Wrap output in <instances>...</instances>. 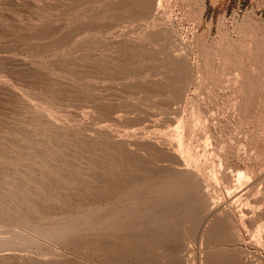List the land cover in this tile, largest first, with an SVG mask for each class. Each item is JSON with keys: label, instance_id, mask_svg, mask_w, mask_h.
Here are the masks:
<instances>
[{"label": "rangeland", "instance_id": "obj_1", "mask_svg": "<svg viewBox=\"0 0 264 264\" xmlns=\"http://www.w3.org/2000/svg\"><path fill=\"white\" fill-rule=\"evenodd\" d=\"M263 48L264 0H0V257H10L0 264H121L135 243L151 245L141 224L132 248L85 249L88 238L125 230L82 227L163 199L185 180L138 144L153 138L170 149L164 164L173 168V150L201 180L214 209L239 218L249 208L240 242L224 250L234 264L243 254L264 264ZM250 184L248 205L233 199ZM193 230H181L193 239L186 264H205L213 247ZM153 255L142 263L156 264Z\"/></svg>", "mask_w": 264, "mask_h": 264}, {"label": "bare ground", "instance_id": "obj_2", "mask_svg": "<svg viewBox=\"0 0 264 264\" xmlns=\"http://www.w3.org/2000/svg\"><path fill=\"white\" fill-rule=\"evenodd\" d=\"M147 1V0H146ZM156 1V0H155ZM143 2V1H141ZM153 5V1L151 3ZM159 4V3H158ZM156 5V4H155ZM159 6V5H158ZM154 7V5H153ZM139 8V7H138ZM145 8V7H144ZM80 9V8H79ZM141 9V8H140ZM138 11V10H137ZM142 13V12H140ZM145 13V12H144ZM150 15V14H149ZM107 16V15H106ZM142 16V15H141ZM115 17V16H114ZM125 17V16H124ZM98 19V18H97ZM158 19V18H157ZM84 21V20H83ZM112 22V21H111ZM118 22V21H117ZM80 24V23H79ZM91 28V27H90ZM89 28V29H90ZM87 29V28H86ZM93 29V28H92ZM158 29V28H157ZM54 30V29H53ZM88 30V29H87ZM98 31V30H97ZM166 31V30H165ZM87 32V31H86ZM176 33V32H175ZM95 34V33H94ZM42 35V34H41ZM67 35V34H66ZM158 35V34H157ZM89 36V35H88ZM117 36V35H116ZM155 36V35H154ZM168 36V35H167ZM166 36V37H167ZM172 37V36H171ZM161 38V37H160ZM107 39V38H106ZM115 39V38H114ZM172 39V38H171ZM94 40V39H93ZM163 40H166V39H163L162 38V41ZM174 40V39H173ZM172 40V41H173ZM242 40V39H241ZM54 41V40H53ZM113 41V40H112ZM121 41V40H120ZM168 41V40H167ZM166 41V42H167ZM161 42V41H160ZM182 42V41H181ZM180 42V43H181ZM105 43V42H104ZM129 43V42H127ZM258 43V42H257ZM144 44V43H142ZM175 44V43H174ZM98 45V44H97ZM137 45V44H136ZM166 45V44H165ZM165 45H164V48H165ZM157 46V45H156ZM168 46V45H167ZM172 46V45H171ZM176 46V45H175ZM178 46V45H177ZM182 46V45H181ZM174 47V46H172ZM256 47V46H255ZM126 48V47H125ZM152 48V47H151ZM174 48H177V47H174ZM157 49V48H156ZM169 49V48H168ZM126 50V49H125ZM139 50V49H138ZM179 50V49H178ZM264 50V48H263ZM135 51V50H134ZM149 52V51H148ZM151 52V51H150ZM175 52V51H174ZM253 52V51H251ZM262 52V51H261ZM85 53V52H84ZM123 53V51H122ZM173 53V52H172ZM254 53V52H253ZM42 54V53H41ZM95 54V53H94ZM143 54V53H142ZM156 54V53H155ZM176 54V53H175ZM230 54V53H229ZM252 54V53H250ZM262 54V53H261ZM264 54V52H263ZM174 55V54H172ZM3 56V55H2ZM117 56V55H116ZM151 56V55H150ZM175 56V57H174ZM173 56V59L178 56V55H174ZM182 56V55H181ZM263 56V55H261ZM180 57V56H179ZM178 57V58H179ZM187 57V56H186ZM185 57V58H186ZM183 58V59H182ZM4 59V58H3ZM19 59V58H18ZM96 59V58H95ZM263 59V58H262ZM5 60V59H4ZM22 60V59H21ZM184 60V57L182 56L180 58V62L183 64ZM3 61V60H2ZM16 61V60H15ZM26 60H24L25 62ZM35 61V60H34ZM179 61V60H178ZM178 61H174L175 64H179L181 65L180 63H178ZM261 61H264V60H261ZM18 62V61H17ZM33 62V61H32ZM96 62V61H95ZM186 62V61H185ZM173 63V62H172ZM171 63V64H172ZM187 63V62H186ZM186 63H184L183 65L186 66ZM20 64L22 65L23 63H21L20 61ZM27 64V63H26ZM26 64L22 65L25 66ZM100 64V63H99ZM174 64V65H175ZM18 65V64H17ZM30 66V64H28ZM97 65V64H96ZM176 65V66H177ZM182 65V66H183ZM91 66V65H90ZM94 67V66H93ZM175 67V66H174ZM184 67V66H183ZM183 67H177L179 68V70L182 71L181 72H184V68ZM187 67V66H186ZM28 68V67H26ZM31 68V66H30ZM182 68V69H181ZM21 69V68H20ZM104 69V68H103ZM125 69V68H124ZM172 69L173 66H172ZM171 69V70H172ZM176 69V68H175ZM186 69V68H185ZM22 70V69H21ZM24 70V69H23ZM32 70V69H31ZM87 70V69H86ZM130 70V69H129ZM178 70V69H176ZM193 70V69H192ZM89 71V70H88ZM87 71V72H88ZM94 71V70H93ZM105 71V70H104ZM179 71V72H180ZM188 71V70H186ZM85 72V71H84ZM176 72V71H175ZM30 73V72H29ZM34 73V72H33ZM37 73V72H36ZM174 73V72H173ZM177 73V72H176ZM175 73V75L173 76H176L177 74ZM47 74V73H46ZM185 72H184V76H185ZM43 75V74H42ZM48 75V74H47ZM88 75V74H87ZM182 75V74H181ZM236 75V74H235ZM82 76V75H81ZM184 76H181V77H184ZM246 74H244V78H245ZM250 76V75H249ZM145 77V76H144ZM178 78L180 77L177 76ZM228 77V76H227ZM31 78V77H30ZM178 78L175 79L178 80ZM226 78V77H225ZM230 78V77H229ZM147 79V78H146ZM181 80H183V78H180ZM228 79V78H227ZM56 80V79H55ZM89 80V79H88ZM180 80V81H181ZM93 81V80H92ZM179 81V82H180ZM186 81V80H185ZM226 81V80H225ZM228 81V80H227ZM230 81V80H229ZM236 81V80H235ZM61 82V81H60ZM183 82V81H181ZM218 83V82H216ZM232 83V82H231ZM239 83H241L239 81ZM248 83V82H247ZM86 84V83H85ZM235 84V82H234ZM233 84V85H234ZM237 84V83H236ZM89 85V84H88ZM219 85V84H218ZM226 85V84H225ZM224 85V86H225ZM229 85V84H227ZM231 85V84H230ZM242 85V83H241ZM229 88V87H228ZM239 88V87H238ZM237 88V89H238ZM247 88V87H246ZM229 90V89H228ZM13 91V90H12ZM92 91V90H91ZM246 91V90H245ZM240 92V91H239ZM242 92V91H241ZM20 93V92H19ZM246 93V92H243V94ZM248 93V92H247ZM246 93V95H247ZM237 95L238 92H237ZM242 95V93H241ZM240 95V96H241ZM23 96V95H22ZM238 96V97H240ZM244 96V95H243ZM242 96V97H243ZM32 97V96H31ZM236 97V96H235ZM240 97V98H242ZM22 98V97H21ZM245 98H248V95L245 97ZM244 98V99H245ZM242 99V101L244 100ZM245 99L247 101H251L250 99ZM235 100V99H234ZM233 100V101H234ZM238 101H240L238 98L236 99ZM237 101L238 104H240L239 102ZM240 101V102H242ZM235 102V101H234ZM248 102V103H249ZM262 102V101H261ZM235 103L234 106L237 104ZM243 103V102H242ZM241 103V104H242ZM251 103V102H250ZM263 103V102H262ZM233 103H231L232 105ZM238 105V106H241ZM243 105V104H242ZM245 106L247 109H248V104L247 102L245 103ZM233 106V107H234ZM238 106L236 105V107L238 108ZM236 107H234L235 109H237ZM244 107V106H243ZM243 107L241 106V111L244 110V113L245 111H248V110H245L243 109ZM244 107V108H245ZM166 108V107H165ZM232 108V107H230ZM234 108L231 110L233 112L234 111ZM239 109V108H238ZM230 111V112H231ZM240 111V110H239ZM238 111V112H239ZM240 111V112H241ZM237 112V110H236ZM237 112V113H238ZM243 113V112H242ZM225 114V113H224ZM231 114V113H230ZM233 114V113H232ZM241 113L238 114V116L240 115ZM237 115V114H235ZM246 115V114H245ZM156 117V115H150V117ZM241 117H243V115H240ZM115 117V115H114ZM149 117V118H150ZM153 117V118H154ZM116 118V117H115ZM119 118V117H117ZM169 118V117H168ZM171 118V117H170ZM169 118V119H170ZM168 119V121H169ZM112 120L113 117H112ZM119 120V119H118ZM118 120H116L115 122H117ZM151 120V119H150ZM150 122H153V119L150 121ZM149 123V122H148ZM155 121L153 122L151 128L155 127L156 125H154ZM168 123V122H167ZM156 124H157V120H156ZM154 139V138H153ZM147 140V141H142V142H139L138 141V144L140 145H146V146H149L148 148H151V149H154L155 151H160L162 153V156L164 159H161L160 162H162L163 166L165 169H167L168 171L172 172V173H176V174H181V175H184L185 176V180L179 185V187L175 190V191H172L169 195L165 196L163 199H159V200H155V201H150L149 204H147L146 206L144 207H141V208H138V209H135L132 211V212H129V213H126V214H122V215H118V216H114L112 218H109L105 221H102L100 223H96L94 221H87L84 225H83V230L85 232H91L95 229L96 225H99V226H102L104 228H119V229H122V230H125V234H123V236H121L119 239L117 237H108V239L106 238H102L101 240H98L97 243H93L91 241L90 238L86 239L83 241V246L85 247V249H91L93 247H95L97 250H102L103 248H112L114 245V247H116V245L118 244H115L117 243V241H119L120 244H122L123 246H126V248L128 246L131 247V244L135 241H139L140 240V237L141 235L143 234L142 233V230L147 227V230L148 233L149 231L151 232V236H153L152 238L154 239L153 243L150 244V242L148 243H145L144 245H137V243H135L134 247L132 248V250H130V248L128 249L129 251V254L123 258H120V263L121 264H141L142 261L144 260L145 262H147L146 260L148 261H152L154 262L153 260H155L153 258V254L154 253H157V256H158V260L156 262V264H186V260H187V254H188V257H190L189 253L188 252V248L190 247L191 248V245H189V240H188V246L187 243H185V241L187 240V238H184L186 236H183V228L184 227H187V228H190V229H193L195 228L196 231L193 230V232H196V235H199L200 236V239L206 237V240L207 242V245L209 244L210 246L212 245L213 249L212 250H209V251H206L207 254L205 252H203L204 254H206L207 256H204V258L206 257L205 259V264H232L233 261L235 263L236 260H238L239 262V259H236V260H233L231 261V259H227V256H228V253L229 251H231V249H228L226 248V252L224 250L225 248V245H228V247H230V244L231 243H236L237 240L240 238L238 234L239 232V229L242 228V224L243 226H245L244 223H242L243 221H241V219L243 220L244 218L248 217V214L250 212L249 208L248 210H244L238 214V215H241L239 216V218H236V215H234L233 211L227 209H220V208H217V209H214L212 207V201L210 199V197H208L207 194H205V191L202 187V183L201 180H199L198 178L195 177V174L193 171H190L189 169L183 167V164L182 162H180V158L179 156L174 153V151L172 150L171 153H169L168 155H170V157L172 158V162L174 164V166H172L173 168H170L168 164H164L166 163V157H165V152H166V149L167 147L161 142L159 141L158 139H155V140ZM261 139H264L263 136L261 137ZM169 149V148H168ZM167 149V150H168ZM162 150V151H161ZM170 150V149H169ZM17 151V150H16ZM170 152V151H169ZM167 153V152H166ZM24 156V155H23ZM6 157V156H5ZM170 158V159H171ZM168 161V159H167ZM170 161V160H169ZM227 174V173H226ZM225 174V175H226ZM227 176V175H226ZM229 176V175H228ZM239 176V175H238ZM237 176V177H238ZM225 178V176H224ZM227 178V177H226ZM225 178V179H226ZM229 178V177H228ZM227 178V179H228ZM226 179V180H227ZM239 179H240V176H239ZM233 180V179H232ZM238 180V179H237ZM234 182H237V181H234ZM236 184V183H235ZM251 185V184H250ZM246 186L244 188H242L238 193L235 194V196L233 197V199H236V201H239L237 199H242L244 196H246V201L245 203H247V205L249 204L248 201H247V193H249L250 189L252 188L253 189V186ZM256 187V186H255ZM251 189V190H252ZM256 189V188H255ZM255 191V190H253ZM252 192V191H251ZM251 194V193H250ZM249 194V195H250ZM248 195V196H249ZM252 195H253V192H252ZM253 198V196L250 195L249 198ZM251 198V199H252ZM245 199V198H244ZM250 199V200H251ZM255 199V198H254ZM257 200V199H256ZM243 201V200H242ZM242 201H239V202H242ZM244 202V201H243ZM253 202V201H252ZM255 202V201H254ZM38 203V202H37ZM236 210V209H235ZM98 217V216H97ZM96 217V218H97ZM243 217V218H242ZM83 219V218H82ZM255 221H257L255 218H254ZM81 222V221H80ZM255 223V222H254ZM141 224L145 227V228H142L141 230L139 229ZM142 227V226H141ZM61 228V227H60ZM177 229L175 230L173 233L170 232V229ZM244 228V227H243ZM242 228V229H243ZM68 230V229H67ZM143 230V231H144ZM41 231V230H40ZM57 231V230H56ZM60 231V230H59ZM141 231V232H140ZM146 232V230H145ZM60 233V232H59ZM146 233V235L148 234ZM189 233V232H188ZM191 233V232H190ZM198 233V234H197ZM44 234V233H43ZM61 234V233H60ZM195 234V233H194ZM41 235V234H40ZM52 235V234H50ZM150 234H148L149 236ZM192 235V234H191ZM42 236V235H41ZM144 237V235H142ZM188 236V235H187ZM21 237V236H20ZM24 237V236H23ZM119 237V236H118ZM195 237V236H194ZM32 238V237H31ZM44 238V237H42ZM50 238V237H49ZM151 238V237H150ZM151 238V239H152ZM196 238V237H195ZM198 238V237H197ZM141 239H144L143 241L145 242V238H141ZM192 239V238H191ZM205 239V238H204ZM72 240V239H71ZM83 240V239H82ZM148 240V239H146ZM193 240V239H192ZM192 240H191V243H192ZM197 240V239H196ZM241 240V238H240ZM1 241V239H0ZM121 241V242H120ZM202 241V240H200ZM239 241V240H238ZM194 242V241H193ZM240 242V241H239ZM14 243V242H13ZM40 243V242H39ZM140 243V242H139ZM142 240H141V244H142ZM190 243V244H191ZM243 243V242H242ZM15 244V243H14ZM186 244V245H185ZM239 244V243H238ZM23 245V244H22ZM38 245V244H37ZM42 245V244H41ZM67 245V244H66ZM78 245V244H77ZM146 245V246H145ZM148 245V246H147ZM205 245V244H204ZM206 245V246H207ZM218 245H222L224 247L222 248H219ZM236 245V244H235ZM241 245V244H240ZM7 246V245H6ZM144 246V247H143ZM208 247V248H212V247ZM1 247V246H0ZM36 247V246H35ZM113 247V249H114ZM23 248V247H21ZM25 248V247H24ZM39 248V247H38ZM94 248V249H95ZM206 248V247H205ZM204 248V249H205ZM36 250V249H35ZM191 250V249H190ZM218 250V251H217ZM220 250H223L224 252H220ZM105 251V250H104ZM233 251V249H232ZM83 252V250H82ZM117 252V251H116ZM192 252V251H191ZM240 252V255H242L244 253V251H239ZM248 252V251H247ZM4 253V252H3ZM32 253V252H31ZM45 253V252H44ZM87 253V252H86ZM89 253V252H88ZM194 253V252H193ZM13 254V253H12ZM26 254V253H25ZM126 254V253H125ZM203 254V255H204ZM235 254V251L233 253V256ZM31 255V254H30ZM92 255V254H91ZM192 255V254H191ZM244 255V254H243ZM241 256V258H243V263L244 264H251V259H248L249 257H244V256ZM11 256V255H10ZM21 256V255H20ZM46 256V254L44 255ZM85 256V254H84ZM98 256V254H97ZM238 254L235 256V258H237ZM26 257V255H25ZM61 257V256H60ZM83 257V256H82ZM10 257L8 256H1L0 257V261L4 262L5 260L9 259ZM15 258V257H14ZM17 258V256H16ZM22 258V257H20ZM36 258V257H35ZM38 258V257H37ZM44 258V257H43ZM68 258V257H67ZM102 258V257H101ZM105 258V256H104ZM226 258V259H225ZM29 259V258H28ZM57 259V258H56ZM75 259V258H74ZM99 259V258H98ZM118 256H117V260H118ZM20 260V259H19ZM27 260V259H26ZM50 260V259H49ZM72 260V259H71ZM96 260V259H95ZM106 260V259H104ZM230 260V261H229ZM253 260V259H252ZM34 261V260H33ZM32 261V262H33ZM54 261V259H53ZM73 261V260H72ZM75 261V260H74ZM189 261V260H187ZM241 261V260H240ZM241 261V262H242ZM16 262V261H15ZM27 262V261H26ZM36 262V261H35ZM38 263V262H36ZM43 262V261H42ZM41 262V263H42ZM46 262V261H45ZM52 262V261H51ZM56 262V261H55ZM81 262V260H80ZM117 262V261H116ZM150 262V263H152ZM237 262V263H238ZM20 263V262H19ZM29 263V261H28ZM67 263V262H66ZM77 263V261H76ZM105 263V261H104ZM119 263V262H118ZM149 263V262H148ZM233 263V264H234ZM3 264V263H2ZM71 264V263H70ZM79 264V263H78ZM88 264V263H87ZM116 264V263H115ZM143 264V263H142ZM146 264V263H145ZM153 264V263H152ZM240 264V263H239ZM242 264V263H241ZM252 264H255V261H253Z\"/></svg>", "mask_w": 264, "mask_h": 264}]
</instances>
